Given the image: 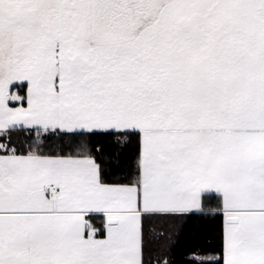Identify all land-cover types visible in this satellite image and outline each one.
<instances>
[{
    "label": "snow or ice",
    "instance_id": "snow-or-ice-1",
    "mask_svg": "<svg viewBox=\"0 0 264 264\" xmlns=\"http://www.w3.org/2000/svg\"><path fill=\"white\" fill-rule=\"evenodd\" d=\"M189 216L264 264V0H0V264H153Z\"/></svg>",
    "mask_w": 264,
    "mask_h": 264
},
{
    "label": "trees",
    "instance_id": "trees-1",
    "mask_svg": "<svg viewBox=\"0 0 264 264\" xmlns=\"http://www.w3.org/2000/svg\"><path fill=\"white\" fill-rule=\"evenodd\" d=\"M209 201L213 198L208 197ZM158 232L166 235L159 236L153 243V264L155 257L161 261L167 258L171 264H195L189 259L192 251L197 249L208 253L215 246L216 226L211 217L189 216L176 218L167 224H157Z\"/></svg>",
    "mask_w": 264,
    "mask_h": 264
}]
</instances>
